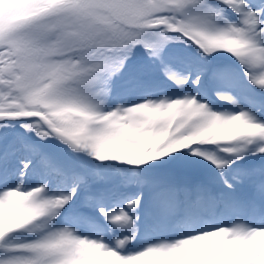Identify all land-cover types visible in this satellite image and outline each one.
I'll return each mask as SVG.
<instances>
[{
  "label": "snow or ice",
  "instance_id": "obj_1",
  "mask_svg": "<svg viewBox=\"0 0 264 264\" xmlns=\"http://www.w3.org/2000/svg\"><path fill=\"white\" fill-rule=\"evenodd\" d=\"M0 264H264V0H0Z\"/></svg>",
  "mask_w": 264,
  "mask_h": 264
},
{
  "label": "rangeland",
  "instance_id": "obj_2",
  "mask_svg": "<svg viewBox=\"0 0 264 264\" xmlns=\"http://www.w3.org/2000/svg\"><path fill=\"white\" fill-rule=\"evenodd\" d=\"M188 46L185 45L184 43L180 42V41H174L173 43L169 44L166 46L165 49V53H164V58L166 61L171 59L170 53L173 51H184L187 50ZM135 52L137 53L138 57L141 58L140 60H142L144 63L147 64V66H149L151 69L154 68H158V65H154L151 62V59L147 56L145 50L143 48H137L135 49ZM186 54L189 56H193L195 55L193 52L191 51H186ZM228 60H231L230 57H228L226 54H217L215 56V58L213 60H211V63L221 69H232L231 66L229 65V63H227ZM145 64V65H146ZM152 69V70H154ZM158 70V69H157ZM157 70L155 71V80H156V85L154 86V88L152 89V91H154L155 93H157L156 96H152L150 98H158L160 95H167L170 96L171 98H176L178 95H182L184 93H181L180 90L176 89L175 86L173 84H171L164 76L163 74H159L157 72ZM234 74L238 75V72L234 70ZM234 82L237 83L238 88L241 92H245L247 89L243 86V82H242V78L240 77L238 80H235ZM122 81H118L116 84V92L113 96V100L112 103H118V102H123L125 100L131 101V100H135L138 99L141 95H143V92L138 90L135 93H129L125 87H122ZM211 98V97H210ZM212 103H211V107L213 108V110H218V111H228V110H235L232 109V107L230 105H225L224 102L221 103H215L212 99H211ZM43 145L47 146V150L50 152H53L57 155H59L62 159H70V157L64 152V150H62V148L59 145H55V144H51V143H46V142H42ZM23 240V238H21Z\"/></svg>",
  "mask_w": 264,
  "mask_h": 264
},
{
  "label": "trees",
  "instance_id": "obj_3",
  "mask_svg": "<svg viewBox=\"0 0 264 264\" xmlns=\"http://www.w3.org/2000/svg\"><path fill=\"white\" fill-rule=\"evenodd\" d=\"M139 67H143L145 69L143 61L140 60V58L138 57L137 53L134 50V55L130 58V61H129V67L125 71V75L121 78V81L128 80L129 77L134 73V71L137 68H139ZM14 134H18L20 136H23L26 139H35L34 134H27V133L24 132L23 129H19V128H17V129L14 130ZM51 144L58 145V143H51ZM41 147H43L45 149L47 148V146L46 145H43L42 143H41ZM62 150H63V148H62Z\"/></svg>",
  "mask_w": 264,
  "mask_h": 264
}]
</instances>
